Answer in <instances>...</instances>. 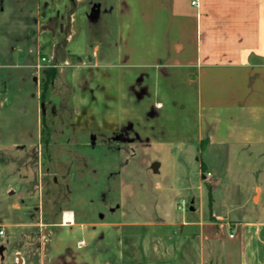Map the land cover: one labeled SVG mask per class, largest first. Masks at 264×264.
Returning a JSON list of instances; mask_svg holds the SVG:
<instances>
[{
  "label": "crops",
  "instance_id": "0c3cea01",
  "mask_svg": "<svg viewBox=\"0 0 264 264\" xmlns=\"http://www.w3.org/2000/svg\"><path fill=\"white\" fill-rule=\"evenodd\" d=\"M53 1H19L16 15L22 19L14 22L0 0V34L25 37L28 19L23 22V17L30 14L26 6L31 5L32 12L37 9V47L44 58L56 69L82 70L86 77V69H91L97 100L93 108L108 117L114 106L111 117L116 119L96 123L92 132L118 130L128 144L161 146L167 143L155 139V131L162 133L168 123L176 124L175 117H195L197 111L204 128L196 130L194 142L204 159L227 170L234 166L244 172V180L252 176L248 189L259 203L264 194V0H197V8L191 0H115V40L94 45L91 56L84 9L76 28L75 0L69 1L70 13L61 8L65 0L55 7ZM41 36L57 42L42 44ZM29 39L16 46L28 48ZM173 127L168 131L177 136L188 132L184 126ZM258 213L257 221L245 223L212 215L213 222L204 221L192 214L166 224L178 232H172L167 254L157 259L168 264H193L195 259L201 264L212 256L210 245L216 241L224 250L222 264H264V210ZM117 227L121 225L74 219L51 224L38 207L8 195L0 207V264H118L122 234L105 231ZM184 244L199 249L186 257ZM110 245L116 256L108 255Z\"/></svg>",
  "mask_w": 264,
  "mask_h": 264
},
{
  "label": "rangeland",
  "instance_id": "374dc122",
  "mask_svg": "<svg viewBox=\"0 0 264 264\" xmlns=\"http://www.w3.org/2000/svg\"><path fill=\"white\" fill-rule=\"evenodd\" d=\"M3 1L5 15L9 12L10 20L19 22L22 14L17 18L16 11L21 0ZM69 1L61 6L66 13L72 12ZM75 2V27L81 24L84 9L86 48L91 56L94 45L115 40V0ZM27 9L30 14L23 17V22L28 19L25 37L21 29L18 40L0 34V207L8 195L18 196L22 204L38 207L51 224L63 223V213L80 222L120 224L116 230H105L122 234L123 258L118 264H168L157 257L167 254L172 234L178 231L166 224L187 220L192 214L210 222L211 215L226 222L258 220V210H264V194L255 204L248 189L252 176L244 180V172H236L234 166L227 170L225 165L204 159L194 142L196 130L204 128L197 111L195 117H175L176 124L164 122L165 131L157 130L153 137L167 144L147 147L138 142L128 144L126 134L118 130L92 132L96 123L116 117H111L113 104L108 117L93 108L97 100L92 93L91 69H86V77L82 70L54 67L53 84L41 100L44 73L53 67L38 69L44 56L37 47V9L32 12L31 5ZM27 35L28 48H18L22 39L26 43ZM55 41L50 36L40 39L47 45ZM9 43L17 48H7ZM171 124L173 128L184 126L188 132L177 136L168 131ZM191 201L193 212L188 211ZM218 246L219 242L212 241V256L201 264H222L224 250ZM198 249L197 245L184 244V256L192 257ZM107 252L117 255L111 245Z\"/></svg>",
  "mask_w": 264,
  "mask_h": 264
},
{
  "label": "trees",
  "instance_id": "16d2710c",
  "mask_svg": "<svg viewBox=\"0 0 264 264\" xmlns=\"http://www.w3.org/2000/svg\"><path fill=\"white\" fill-rule=\"evenodd\" d=\"M55 74H56V72H55L54 68H53V70H49V71L44 73V78L45 79H44V81L42 83L41 100H44V97H45L47 91L52 86L53 78H54ZM208 195H209V200H211V198H210V195H211L210 194V189H209Z\"/></svg>",
  "mask_w": 264,
  "mask_h": 264
},
{
  "label": "built area",
  "instance_id": "2783aa9c",
  "mask_svg": "<svg viewBox=\"0 0 264 264\" xmlns=\"http://www.w3.org/2000/svg\"><path fill=\"white\" fill-rule=\"evenodd\" d=\"M191 5L197 8V0H191ZM40 63L41 65L38 66V69H40L41 67H47V68L55 67L50 60L44 57L40 59ZM207 176H210V175H207ZM0 235H2V232H0ZM229 237L232 238V235H230Z\"/></svg>",
  "mask_w": 264,
  "mask_h": 264
},
{
  "label": "bare ground",
  "instance_id": "6f19581e",
  "mask_svg": "<svg viewBox=\"0 0 264 264\" xmlns=\"http://www.w3.org/2000/svg\"><path fill=\"white\" fill-rule=\"evenodd\" d=\"M72 214L70 213H63V223H66V222H72Z\"/></svg>",
  "mask_w": 264,
  "mask_h": 264
},
{
  "label": "water",
  "instance_id": "95a60500",
  "mask_svg": "<svg viewBox=\"0 0 264 264\" xmlns=\"http://www.w3.org/2000/svg\"><path fill=\"white\" fill-rule=\"evenodd\" d=\"M43 107V106H42ZM153 168H155V166L153 167ZM193 201H191L190 203H189V208H188V211L189 212H193L194 211V208H193Z\"/></svg>",
  "mask_w": 264,
  "mask_h": 264
}]
</instances>
